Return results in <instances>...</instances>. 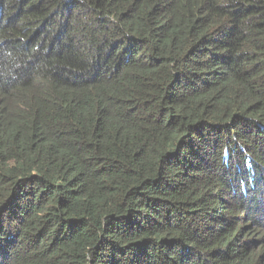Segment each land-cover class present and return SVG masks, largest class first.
<instances>
[{
  "label": "trees",
  "instance_id": "16d2710c",
  "mask_svg": "<svg viewBox=\"0 0 264 264\" xmlns=\"http://www.w3.org/2000/svg\"><path fill=\"white\" fill-rule=\"evenodd\" d=\"M0 264H264V0H0Z\"/></svg>",
  "mask_w": 264,
  "mask_h": 264
}]
</instances>
